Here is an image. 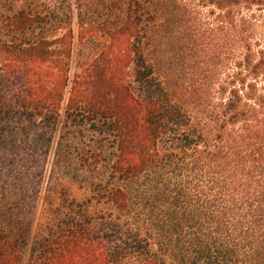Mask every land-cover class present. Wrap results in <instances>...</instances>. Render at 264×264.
<instances>
[{
	"label": "trees",
	"instance_id": "16d2710c",
	"mask_svg": "<svg viewBox=\"0 0 264 264\" xmlns=\"http://www.w3.org/2000/svg\"><path fill=\"white\" fill-rule=\"evenodd\" d=\"M245 2L0 0V264H264ZM52 150L85 194L34 236Z\"/></svg>",
	"mask_w": 264,
	"mask_h": 264
},
{
	"label": "rangeland",
	"instance_id": "374dc122",
	"mask_svg": "<svg viewBox=\"0 0 264 264\" xmlns=\"http://www.w3.org/2000/svg\"><path fill=\"white\" fill-rule=\"evenodd\" d=\"M242 16L246 19V27L249 31L252 32L254 40H259L260 44H264V0H247L243 4L242 8ZM53 157V150L52 154H50L47 162H45V179L43 180L42 190L40 193V199L37 203L35 214L32 220V230L31 234L34 236H41L48 232L49 226L52 224L50 217L52 211L50 210V206L47 204L48 209L45 210V202H43V198L45 196V188L49 186L51 199H52V206L58 204L62 201L65 197L67 198H81L85 191L80 189L78 184L66 177L57 176L55 178H49V169L51 166ZM24 217V216H23ZM19 217V214L16 213V216L12 219V225L15 226L18 223L19 219L27 222L30 219L25 220Z\"/></svg>",
	"mask_w": 264,
	"mask_h": 264
}]
</instances>
